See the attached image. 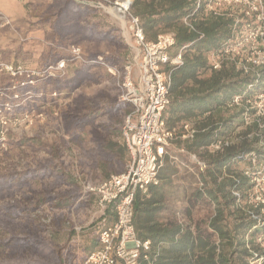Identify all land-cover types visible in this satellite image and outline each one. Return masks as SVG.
I'll return each mask as SVG.
<instances>
[{"label": "trees", "instance_id": "trees-1", "mask_svg": "<svg viewBox=\"0 0 264 264\" xmlns=\"http://www.w3.org/2000/svg\"><path fill=\"white\" fill-rule=\"evenodd\" d=\"M48 11L44 19L51 20L52 34L58 42L93 47L96 51L86 55L88 60L101 53L112 66L122 67L131 61L132 55L118 30L96 8L75 0H53ZM130 12L138 17L147 41H155L164 32L175 35L170 56L181 52L182 63L167 68L171 73L170 102L163 119L167 129L177 135L185 123L197 130L183 147L200 152L205 168L196 196L213 205V214L202 224L160 222L162 188L174 174L172 167L162 166L158 183L149 186L146 194L138 192L134 200L137 235L150 241L146 258L142 255L138 264H264V249L257 241L264 238V216L259 217V211L245 203L249 184L243 175L247 158L263 156L264 128L258 131L264 119L237 133L242 126L240 114L225 108L231 97L244 92L249 84L253 83L255 91L261 89L262 70H256V77L252 72L243 74L232 63L219 70L209 65L208 54L219 50L229 38L233 18L204 13L192 0H134ZM190 14L195 31L183 24V18ZM65 70L64 78L45 81L44 85L71 94L85 83L100 84L109 78L98 64L67 62ZM41 88L39 84L35 90ZM111 91L100 89L92 96L76 94L60 113L61 130L68 140L49 145L46 158L40 162L0 170V190L4 185L22 189L18 198L11 196L0 203V264H82L96 248L100 217L82 234L86 243L80 242L79 246L73 245L77 233L71 220L73 213L97 206V197L84 191L86 184L99 183L126 170L129 157L120 139V127L131 106L119 102ZM249 134L252 136L247 137ZM24 136L11 134L9 149L12 145L22 146ZM227 137L230 143L221 151H207L211 144ZM72 147L78 150L76 169L69 155ZM36 181L43 185L34 187ZM43 206L53 211L49 222L32 217ZM111 210L106 212L107 222L113 220ZM66 224L71 226L61 235Z\"/></svg>", "mask_w": 264, "mask_h": 264}, {"label": "built area", "instance_id": "built-area-1", "mask_svg": "<svg viewBox=\"0 0 264 264\" xmlns=\"http://www.w3.org/2000/svg\"><path fill=\"white\" fill-rule=\"evenodd\" d=\"M204 13L233 18L229 38L223 46L208 54L213 70L232 63L243 74L252 72L264 75V0H192ZM120 2V1H119ZM131 1L123 8V29L131 36L136 53L122 67L109 65L102 56L87 60L77 45L68 47V62L98 64L115 82L117 99L131 106L120 127V139L128 152L126 170L110 175L107 179L86 184L84 191L97 197L101 229L96 248L82 264H138L150 241L138 237L134 225V200L138 192L146 194L149 186L158 183V172L163 165L168 148L174 140L190 141L197 130L190 123L182 126L177 135L167 129L163 113L170 102L171 73L168 67L182 63L181 52L170 56L175 43L173 32L159 34L155 41H147L138 17L130 12ZM119 7L118 2L114 8ZM183 18L185 27L195 31L191 18ZM10 21L0 13V29ZM200 37L203 35L199 34ZM66 61L61 60L43 68H34L0 60V157L8 150V137L39 122L42 114L36 107L42 96L35 88L46 80L61 78ZM258 82V79L254 81ZM52 96H56L54 91ZM231 112H238L242 126L239 131L264 119V83L255 91L253 83L245 91L231 97L225 105ZM264 128L259 124L260 132ZM259 134H256L258 136ZM252 134L247 135L251 137ZM231 138L220 139L207 151L216 153L230 143ZM203 150V149H202ZM181 152H184L182 149ZM262 158H247L243 175L249 184L245 203L264 216V149ZM198 168V186L202 187L200 174L205 168L202 160L191 155ZM238 196V192L234 193ZM112 209L113 220L107 222L106 212ZM264 249V238H258Z\"/></svg>", "mask_w": 264, "mask_h": 264}, {"label": "rangeland", "instance_id": "rangeland-1", "mask_svg": "<svg viewBox=\"0 0 264 264\" xmlns=\"http://www.w3.org/2000/svg\"><path fill=\"white\" fill-rule=\"evenodd\" d=\"M75 1L96 8L102 15L103 19L118 30L122 41L128 47L132 57L134 56L136 51L131 36L123 29L121 20L108 11L110 8H114L115 4L120 0ZM133 1L134 0H131V4ZM52 2L53 0H0V4L3 6L2 9L7 12L8 16L11 18H8L10 21L9 26L2 29H8L11 34L15 36L14 40L11 41L12 48L5 50V52H9L7 53L8 55L12 56V61L15 62L14 64L21 63L24 66L43 68L52 65L46 63L51 62L54 59H59L57 62L61 60L66 61V63L68 62V47L71 45L68 46V43L58 42L52 34L51 20L44 19V17L47 16V12H49L48 7ZM79 47L87 60L88 58L86 55L89 57L92 55V52L96 51L91 46ZM170 52L172 53L173 49H171ZM96 56H103V54L98 53ZM0 58L7 62L6 57L4 58L2 56ZM76 64L83 65L86 63ZM65 76L66 70L64 76L61 78H64ZM44 82L40 83L42 86L40 89L42 96L38 103V111L42 114V117L39 122L33 124V126L12 134L17 138L21 135H25L26 142L22 146H11L4 159L0 162V170L5 171L12 167L21 168L26 165L40 162L46 158V155L50 150L48 148L49 145L53 143L61 144L62 141H67L68 136H66L61 130L60 113L65 107L72 103L76 94L81 93L85 96H92L100 89H105L107 91L111 89L112 95H117L115 82L110 76L107 81L100 84L85 83L76 92L71 94L66 92H56L55 97L51 95L54 92L51 89V86L44 85ZM17 138L13 137V140L15 141ZM70 154L72 156L71 160L74 163L73 166L76 169L78 166V150L72 147L71 152H69V155ZM66 160H68V152ZM162 166L172 167L173 172L175 173L172 178L170 177L169 185L167 187L169 195L167 205L171 208V211L167 214L168 217L173 220L177 219L176 221L179 223L193 222L202 224L204 221H207V219L213 214V205L206 198H199L196 196L199 189V186L196 185V177H194L192 173H188L187 170H184L185 167L182 165L176 167V165L170 161H163ZM42 185L43 183L40 181L33 183V186L36 188L41 187ZM21 192V187L17 185L12 186L11 188L4 185L0 190V203L9 200L11 196L14 199L18 198ZM185 198H187L186 206L183 207L182 204H180V201H183ZM52 214L53 211H51L49 206H43L38 209L32 217L37 216L41 220L49 222ZM99 217L100 212L97 206H93L91 209L85 208L72 214L71 225L77 233L74 237L73 245L79 246L80 242L81 245L86 243L82 234L95 226L98 223ZM71 225L66 224L65 230L60 234L63 235L64 232L68 231V227L70 228ZM2 230L3 229L0 225V232Z\"/></svg>", "mask_w": 264, "mask_h": 264}, {"label": "crops", "instance_id": "crops-1", "mask_svg": "<svg viewBox=\"0 0 264 264\" xmlns=\"http://www.w3.org/2000/svg\"><path fill=\"white\" fill-rule=\"evenodd\" d=\"M2 7H3L2 4H0V10H1L0 13L4 14V16L6 15L7 17L6 16L5 17L7 19L10 18L8 16L7 12H5L2 9ZM14 37L15 36H13L8 29L7 30H4V29L1 30L0 29V57H2V56L4 58L6 57L7 62H11V63H15V62L12 61V56L7 54L9 52H5V50L12 48L11 41L14 40ZM0 60H3V59H0ZM3 61H5V60H3ZM29 67H33V66H29ZM34 68H37V67H34ZM177 141H179L180 143L178 144ZM185 142H189V141H182V140H178V139L174 140L168 148V153L165 156L164 161H167V162L170 161L171 163L175 164L176 167H180L181 165L183 167H185L184 170H187L188 173H192L194 175V177H196V185H198V181H199L198 173H199V171L197 168V164H196L195 160L192 159L191 155L194 154V155H196L197 159H200L198 156V154L200 152L198 151V152L194 153V152L187 151L183 147ZM173 143H176V144H173ZM182 149L184 150V152H181ZM174 175H175V173L171 176V178ZM179 179H180V177H179ZM168 185H169V183L167 185H164V187L162 188L163 195H164L163 204H162L163 208L158 215L159 221L162 223H166L169 220H173V219H170L167 215L168 212L171 211V208L169 207V205H167L168 200H169V195L167 192ZM186 201H187V198H185L183 201H180V204H182V206L184 207V206H186L185 205Z\"/></svg>", "mask_w": 264, "mask_h": 264}, {"label": "bare ground", "instance_id": "bare-ground-1", "mask_svg": "<svg viewBox=\"0 0 264 264\" xmlns=\"http://www.w3.org/2000/svg\"><path fill=\"white\" fill-rule=\"evenodd\" d=\"M131 0H120L118 2L119 7L116 8H110L108 11L113 16L117 17L119 20H122L123 18V8L126 7Z\"/></svg>", "mask_w": 264, "mask_h": 264}]
</instances>
